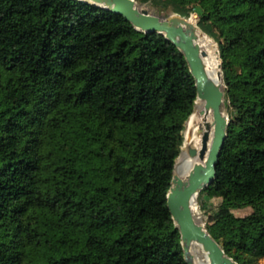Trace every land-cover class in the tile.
<instances>
[{
	"label": "trees",
	"instance_id": "obj_1",
	"mask_svg": "<svg viewBox=\"0 0 264 264\" xmlns=\"http://www.w3.org/2000/svg\"><path fill=\"white\" fill-rule=\"evenodd\" d=\"M136 1L196 12L218 44L229 124L198 197L224 251L257 264L264 0ZM196 97L163 34L80 0H0V264H187L167 196Z\"/></svg>",
	"mask_w": 264,
	"mask_h": 264
},
{
	"label": "water",
	"instance_id": "obj_2",
	"mask_svg": "<svg viewBox=\"0 0 264 264\" xmlns=\"http://www.w3.org/2000/svg\"><path fill=\"white\" fill-rule=\"evenodd\" d=\"M80 1L120 14L137 30L145 33L163 34L183 53L190 73L195 79L197 90L194 109L188 120L194 113L205 115L210 113L212 122L206 119L204 125L199 127L200 148L197 149L192 144L186 147V153L190 156H197L198 159L192 164L185 177H179L175 174V162L168 190L167 205L175 226L179 230L183 255L187 264H196L192 253L194 243H197L205 252L209 264H239L224 251L221 243L209 233L206 223L204 224L197 219L193 209L196 206L199 192L215 179L216 166L219 162L229 124V115L225 106L226 92L222 58L218 44L198 25L196 12L188 17L177 12L159 14L150 11L145 3L136 0ZM192 16H194V22L191 21ZM198 31L209 36L217 45L220 82L210 77L206 71L203 61L205 52L197 42ZM197 100L204 103L201 110L196 108ZM211 134L212 138L210 139Z\"/></svg>",
	"mask_w": 264,
	"mask_h": 264
},
{
	"label": "bare ground",
	"instance_id": "obj_3",
	"mask_svg": "<svg viewBox=\"0 0 264 264\" xmlns=\"http://www.w3.org/2000/svg\"><path fill=\"white\" fill-rule=\"evenodd\" d=\"M191 21L194 22V16L191 17ZM197 42L199 43L201 49L205 52L203 61L208 75L220 82L221 78L219 75V55L217 53L216 44L210 39L209 36L202 34L200 31H198ZM196 102V108L201 110L204 104L203 101L197 100ZM206 119L212 122V115L210 113L207 115L194 113L186 122L184 130V145L182 146V151L179 154L175 165V174L179 177H185L192 164L198 159L197 156L188 155L186 153V147L189 144H192L193 147L197 149L200 148L201 137L199 133V127L204 125ZM211 138L212 134L210 139ZM189 139L190 141H188ZM193 209L194 212L198 214L197 207L195 206ZM192 253L194 255L196 264H209L205 252L197 243L193 244Z\"/></svg>",
	"mask_w": 264,
	"mask_h": 264
},
{
	"label": "rangeland",
	"instance_id": "obj_4",
	"mask_svg": "<svg viewBox=\"0 0 264 264\" xmlns=\"http://www.w3.org/2000/svg\"><path fill=\"white\" fill-rule=\"evenodd\" d=\"M145 5L149 8L150 11H152L154 13L166 14L165 11H159L155 6H153L151 4L145 3ZM194 14H195V12L192 13V15H194ZM196 20H197V18H196ZM212 202L218 203V201L216 199H213ZM231 205L234 208L235 215L240 218V222L250 223L251 219H250V217H248V214L251 211L250 208H248V207H238L234 203H232ZM196 207H197V210H198V214H196V212H195V214L197 216V219L205 224L206 220H207V214H206L205 209L201 205V201H200L199 197H197V199H196ZM257 264H264V258L260 259L257 262Z\"/></svg>",
	"mask_w": 264,
	"mask_h": 264
}]
</instances>
